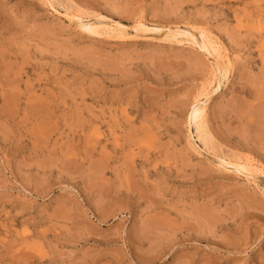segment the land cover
<instances>
[{"label": "rangeland", "instance_id": "1", "mask_svg": "<svg viewBox=\"0 0 264 264\" xmlns=\"http://www.w3.org/2000/svg\"><path fill=\"white\" fill-rule=\"evenodd\" d=\"M0 264H264V0H0Z\"/></svg>", "mask_w": 264, "mask_h": 264}, {"label": "bare ground", "instance_id": "2", "mask_svg": "<svg viewBox=\"0 0 264 264\" xmlns=\"http://www.w3.org/2000/svg\"><path fill=\"white\" fill-rule=\"evenodd\" d=\"M51 6H52V9L54 11H56L54 9L55 6L53 7L52 4H51ZM64 17L67 20H72V19L80 20L81 19V17H79V16L70 15V14H64ZM105 20H108V19H106L105 17H102V16H98L97 18L91 19L90 23L82 24L81 27L82 28L84 27V29L86 28V30H88L90 33H94L97 35L99 33H102L103 35H106L108 37H114L117 39H125L128 37L129 33L127 32V26L126 25H124L123 23L118 22V21L114 22V21L108 20L110 22H105ZM132 28L134 29L135 32H140V33L157 31V29H154V28L151 29L142 22H138L137 24L133 25ZM169 36L171 38H174V39H176L177 37H181L188 44L193 45V46H198L204 53H206L212 59V61H213L212 65L214 64V67H215L214 84L217 87L211 93L212 94L215 93L221 87V83L228 78V76L230 74L231 67H232L229 56L226 54H224V55L221 54L220 43L217 40L215 41V40L209 38V36H207L203 32L200 33L201 42H198L196 40V37L188 31L170 32ZM210 96H211V94L207 95L205 93L204 95H202V97H203L202 99H201V97H200V99H196L193 102V106H192L190 116H189V119H190L189 122H192L194 124L195 130L198 134V138L201 139L205 145L208 143L207 142L208 138H207L205 131H204V129H205L204 128V117L206 115L208 102L211 98ZM220 161H224V160L221 159ZM226 161H224V163L222 162L221 164H225V166L226 165L231 166L232 168H234L236 170H241L244 173H246L247 176H249L248 179L251 178L253 180V182H257L256 172H254L251 169L252 166H250L247 163L239 162V161L235 162V163L231 162V161H228V162H226ZM206 217H208L207 214H206ZM209 218L211 219V216H209ZM209 218H208V220H209ZM212 218H214V217L212 216ZM209 221H212V219ZM152 222H153V220H152ZM152 222H150V223L153 225V223L155 221L153 223Z\"/></svg>", "mask_w": 264, "mask_h": 264}]
</instances>
